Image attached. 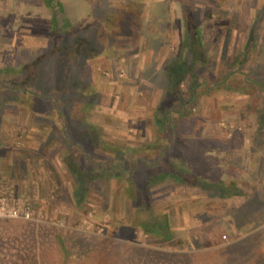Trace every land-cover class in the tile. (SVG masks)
Returning <instances> with one entry per match:
<instances>
[{"label": "rangeland", "instance_id": "rangeland-1", "mask_svg": "<svg viewBox=\"0 0 264 264\" xmlns=\"http://www.w3.org/2000/svg\"><path fill=\"white\" fill-rule=\"evenodd\" d=\"M129 1L136 8L119 5ZM90 6L98 12L80 35L90 36L96 51L75 67L96 92L68 102L69 131L85 136L100 154L131 160L139 148L153 163L167 143L157 107L181 101L198 83L170 157L208 179L249 189L256 184L258 197H218L213 188L165 178L151 195L153 210L167 215L171 245L145 230L141 210L129 203L125 177L111 182L119 187L113 193L105 189L82 203L73 199L68 151L48 104L18 107L16 114L6 106L1 118L18 122L8 127L12 142L0 135V181L10 179L17 196L33 201L41 216L0 217V264H264V89L246 80L264 82V0H91ZM101 26L106 34L98 36L92 29ZM51 31L45 0H0V66L20 69L44 51L41 45H51ZM64 32L60 39L72 42L74 34ZM199 37L208 61L171 83L170 64L182 52L191 64L187 38L191 43ZM13 147L15 154L5 152ZM15 158L25 174L19 179L4 170Z\"/></svg>", "mask_w": 264, "mask_h": 264}, {"label": "trees", "instance_id": "trees-1", "mask_svg": "<svg viewBox=\"0 0 264 264\" xmlns=\"http://www.w3.org/2000/svg\"><path fill=\"white\" fill-rule=\"evenodd\" d=\"M84 1L86 2L83 4ZM45 3L52 9L51 37L53 41L51 45L49 46L48 42L41 45L42 47L45 46L44 51L41 50L34 59L24 62L20 69L0 66V135L5 144H9L14 140L11 137L10 128L15 129L18 122L16 119L7 122L8 120L1 118L7 110L6 106H11V113L16 114L13 111L18 107L27 108L37 104H48L59 124L62 145L68 151L65 161L72 172L73 199L82 203L88 196H98L105 189H109L113 193L119 187L112 185L111 182H122L125 177L130 185V190L127 189L129 203H132L133 208L141 210L142 215L140 218L145 230L158 233L169 240L171 245L174 235L167 215L164 211L156 212L153 210L152 205L155 202L151 195V191L158 187L165 178L173 177L176 181H180L179 183L199 184L202 188H213L214 193L211 194L218 197L233 195H247L251 199L255 196L258 197L256 184L251 187L252 189H249L247 185L242 184V186L239 182L208 179L192 168L188 169L185 162L181 165L170 157L176 139L181 138L178 136L177 126H182L185 120L184 117L188 116L190 110L192 111V106L195 105L196 96L201 87L198 83L192 85L187 97H184L181 101L177 99L176 102L174 101L166 108L161 105L157 107V121L160 128L167 134V143L161 145L153 163H148L145 160L143 150L139 148L133 149V156L129 160L100 154L94 150V146L85 139V136L73 135L69 131L70 109L68 102L77 97L85 96L89 98L92 93L95 94L96 92L93 84L81 82L75 63L77 61L85 62L86 57L91 56L96 51L95 44L91 41L90 36L86 37L80 34L81 31L84 32L81 27L85 23H90L98 10L96 11L90 6L91 0H80V3L77 0H45ZM129 3L131 4L119 5L126 10L132 9V7L136 8L137 3L131 1ZM85 4L88 6L82 12L81 6ZM119 7L116 8L119 9ZM61 16H63V19ZM99 20L100 22L103 21L100 18ZM62 30H65L64 34L67 31L72 35L74 34L71 38L72 42L60 39ZM92 30L98 36L106 34L103 26ZM188 35L192 36V30ZM112 36L115 39L125 37L124 35ZM252 38L253 34L249 36L247 42L248 53L252 52ZM188 39L186 43L188 44L187 47L191 46L193 62L186 65L187 62L183 57V52L177 56V60H175L177 62L171 63L167 69L171 83L174 80L178 83L176 78L182 77L186 69L191 72L197 64L201 66V64L208 61V57L204 52L203 40L199 37L189 43ZM225 79L216 83L223 84ZM246 80L264 89L263 81L256 78H246ZM9 126L10 128H8ZM17 150L13 147L5 152L15 154ZM69 158H71V161ZM191 160L195 162L194 165L199 170L202 166L201 163L194 161L192 156ZM19 162L20 160L15 158L4 169L10 176L17 179L25 175L23 168L22 171L18 172ZM97 180L99 184H97ZM121 182H116V184ZM127 194H124L126 200ZM167 199L164 198V200ZM168 204L165 201L164 205L167 206Z\"/></svg>", "mask_w": 264, "mask_h": 264}, {"label": "built area", "instance_id": "built-area-1", "mask_svg": "<svg viewBox=\"0 0 264 264\" xmlns=\"http://www.w3.org/2000/svg\"><path fill=\"white\" fill-rule=\"evenodd\" d=\"M40 216L33 201H26L17 196L15 186L10 179L0 181V217L39 220Z\"/></svg>", "mask_w": 264, "mask_h": 264}, {"label": "crops", "instance_id": "crops-1", "mask_svg": "<svg viewBox=\"0 0 264 264\" xmlns=\"http://www.w3.org/2000/svg\"><path fill=\"white\" fill-rule=\"evenodd\" d=\"M258 155V154H257ZM257 165V163H251V166H256ZM254 169H255V167H253ZM256 170V169H255ZM256 172V171H255Z\"/></svg>", "mask_w": 264, "mask_h": 264}]
</instances>
